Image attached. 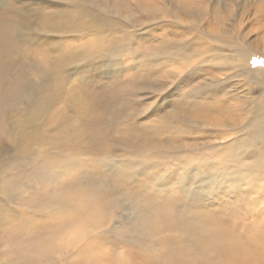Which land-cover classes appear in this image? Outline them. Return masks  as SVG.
I'll return each mask as SVG.
<instances>
[{"label": "rangeland", "instance_id": "1", "mask_svg": "<svg viewBox=\"0 0 264 264\" xmlns=\"http://www.w3.org/2000/svg\"><path fill=\"white\" fill-rule=\"evenodd\" d=\"M61 10L72 30L42 31ZM24 29L33 41L19 40ZM0 33L13 39L16 64L0 71V264H144L154 244L161 251L175 242L185 253L190 211L235 203L241 183L227 180L215 194L197 182L212 181L215 169L228 175L224 134L232 125L197 112L264 92V0H2ZM64 49H79L84 60L71 59L57 80L33 75ZM32 99L43 105L38 136L11 148V116ZM234 112L243 116L241 107ZM64 199L102 208L69 224ZM156 204L172 216L153 212ZM157 220L175 234L158 231Z\"/></svg>", "mask_w": 264, "mask_h": 264}, {"label": "bare ground", "instance_id": "2", "mask_svg": "<svg viewBox=\"0 0 264 264\" xmlns=\"http://www.w3.org/2000/svg\"><path fill=\"white\" fill-rule=\"evenodd\" d=\"M1 2H2V0H0V3ZM80 11H81V9H80ZM261 12H259V13L261 14ZM54 13H51L52 17H51L50 21L42 26V28H41L42 31H44L46 33L63 32V34H65L64 33L65 31H62V30H72V25L68 24L69 17H67L66 19L62 18V16L64 14H67V12L65 10L58 11V13H55L56 15ZM75 16H76V14H73L72 17H75ZM87 21L90 22L91 20H87ZM27 22L30 23L28 20H27ZM73 22L76 23L78 21H75L73 19ZM94 24L96 25V23H94ZM94 24L92 21L91 25L93 28H94ZM39 26H40V23H39ZM31 31H32L31 29L29 31L24 29L25 33L20 34L19 40H21L22 42L23 41L24 42L33 41V39H34V36H32L33 31L32 32ZM29 33H32L31 36L28 35ZM0 38H1L0 41L3 42L2 44H0V71L4 72L6 70H10L12 68V65L15 64L14 59L12 58V60H10V58L8 57V53H9L8 50H9V48H11V46L13 44V41H12L13 39L9 37L8 33H4V34L0 33ZM12 48H13V46H12ZM17 50H19V49H17ZM60 50H54V54L50 55V57L47 61V64H46L48 68H46L44 66L46 68V71H43L41 68H36L35 71L33 72V75L35 77L38 76L41 78V76H42L43 78L44 77L48 78V79L51 78L53 80L54 77L60 76L58 74L62 73L63 69L65 68L64 65H67L66 63L70 62L71 59L74 58V59L83 61L84 58L82 56L86 55V54H78L79 49H70V50L64 49V50H62V51H65L67 55L64 53H60ZM16 52H18V51H16ZM232 55H234V54H232ZM233 58H235V57H233ZM236 58H238V57H236ZM224 60H225V58H224ZM224 60H221V61L224 62ZM228 61H230V60H228ZM233 61H234V59H233ZM222 62L219 64L223 65ZM235 62L233 64H235ZM15 65L13 67H15ZM222 67H224V66H222ZM45 68H43V69H45ZM230 68L231 67L229 66L228 69L230 70ZM237 73H238V71H237ZM237 75H239V74H237ZM247 77H249V76H246V78ZM56 78H54V79H56ZM225 78H226V76H225ZM205 83H207V82H205ZM47 86H48L47 83H45L44 88L46 90H49L50 87H47ZM236 89L237 88H235V91H236ZM227 92L230 93V91H227ZM247 93H249V92H247ZM243 94H242V96H245L246 92H245V95H243ZM239 98L241 99L242 102L239 101L238 105H233V106H230L229 108H227L225 106H220V105L216 104L215 102H213L211 104L210 103L209 104L204 103L205 105L202 106V109L197 108V109L201 110V112H197V113H201V116L208 115L209 118L213 115H214V117L220 116L222 119H224V118L227 119V120L224 119V120H226V122L224 124H221V125H226V126L228 124L232 125V126H229L227 128V133L224 134V137H225V139L228 140V142H229V140H231V142H229L227 144L228 146L224 145V148H225L224 150H228V151H225V154H226L227 159L229 160V166L231 165V167L226 170V173H228V175H224L225 176L224 177L221 174V173H223V171L219 174L218 173L219 171L216 172V169H215V172L211 176L212 181H209V179H211V178L207 179L204 176H197V182L198 183L208 182V187H209L210 191H215V194L217 193L216 191L218 189H219V191H221L222 188H224V186H225L224 182L227 180H232L234 183H237V184L241 183L240 186L236 187V191L238 192V197L235 196L236 197L235 203L233 204L231 202L232 206L226 207L225 212L223 211V209L211 211L207 208H205V209L199 208L198 210L190 211L191 213L189 215H192V216H190L191 218L186 219L184 221L185 222L184 224L187 227L185 232L188 234L187 244H186V247L184 250L185 253L182 252L179 245L175 242L172 243L171 248H169L168 243H165V245H164L165 247L161 251L156 249L154 246L157 247V245L154 244L151 246V249H153L157 253L156 254L150 253L147 256V258L145 259L144 264H151V263H149L148 260H150V262H151V260L155 259L156 257L158 258L157 264H264V92L261 94V96L255 97V98H251L250 96L247 98H245V97H239ZM248 98H250V100ZM30 99H31V97H30ZM34 99L30 100V103L28 104V106L20 107L19 112L16 113V116H15V114H14V117L11 116L12 120H11V123L8 127L13 132L12 134L10 132L11 138L9 139L10 141L8 140L9 146L11 148H13V145H15V147L17 149L21 148L22 150H24L23 148L25 146H30L31 142L33 140H35L38 136L39 128H40L39 123H41V116L43 115V112L41 111L43 108V105H42V102L38 103ZM222 99H225V97ZM256 100H259V101L256 102ZM239 105H242V106H240L241 111L243 112V116L241 118L236 117L237 113L235 115V112H234L235 109H240V107H238ZM181 109H182V106H180V110ZM189 113H192V111H189L186 114L189 115ZM9 121H10V119H9ZM194 123H197V122H194ZM203 124H205V122ZM207 124L209 125V128L218 130L219 125H216L214 122L211 123V121H208ZM12 128H16L17 131L15 132ZM220 129H222V128H220ZM4 131H6V130H4ZM60 143H62V142H60ZM63 143H65V142L63 141ZM0 150H1L0 152L3 151L2 149H0ZM226 157H224V158H226ZM101 158H102V156H101ZM219 161H221V160H219ZM220 165L223 166L222 164H220ZM217 170H218V168H217ZM178 179H180V178H178ZM107 184H105V183L104 184H101V183L98 184L97 183V186L99 185L102 189H104V190L106 189L107 191H109V187L111 188V185L109 186ZM182 185H184V184H182ZM178 186H179V184H178ZM226 187L229 191L230 190L229 187L228 186H226ZM181 192L185 195L188 194V190H185L183 188H181ZM54 197H55V195H54ZM212 197H215V196H212ZM77 199H69V200L64 199V200H68V201H63V203L61 204V206H63V208H64L63 211H65V212L69 211V210L73 211L71 214L69 213V217H68L69 218V224H70V221L74 224H78L80 222L86 223V220L84 218L85 213H87V212L89 213V212L93 211V214H89V215H92L90 218V219H92L95 215L98 214V212L96 213V211H100V208H102V207H100V205H98V203L96 204L98 207L95 206V208H94L93 206H89L92 201H88V200L86 201L85 200L86 202H83V201L77 200ZM226 199H228V198H226ZM223 201H222V204L224 205L225 202L223 203ZM93 204H95V203H93ZM222 204H220V205H222ZM227 204H228V202H227ZM96 207H97V209H96ZM220 207H223V206H220ZM93 208H94V210H93ZM148 209H150V211L152 209H154L153 212L157 211L159 213L166 210V211H168V214H170V216H172V211H171V208L168 204L163 205L162 207L160 204H156L155 206H153L152 209L151 208H148ZM227 210L229 211L228 214H226ZM147 214H149V213L147 212ZM149 215H151V214H149ZM87 216H88V214H87ZM145 216L146 215H144V217ZM159 217H162V216H159ZM147 218L150 220V217H147ZM142 219H144V218H142ZM159 219L161 220V218H159ZM95 221H96V219H95ZM169 221L171 222V220H169ZM194 221H195V223H194ZM157 222L160 223V221H158V220H157ZM163 222H162V224L161 223L159 224L160 227H158L159 228L158 231H160V229H162V230L165 229ZM155 223H156V221H155ZM161 225L164 228H161ZM88 226L89 225L84 224L83 228H81V227L77 228L76 227L77 229L73 228L72 230H77V231L82 230L83 231ZM169 227H171V226H169ZM169 227L167 226L168 229H169ZM147 228H148V226H147ZM167 228L165 229V231H167ZM172 229L174 230L175 227ZM152 230L153 229H150V227H149L148 231L150 232V234H152V232H151ZM169 230L172 231V232H169L171 234H173V232L176 231V230H174V231L171 230V228ZM148 231L145 232V234H147L146 236L149 237L150 239L154 238L152 236L150 237V234ZM155 231H157V230H155ZM158 233H157V235H158ZM164 234H165V232H164ZM157 235H153V236H157ZM160 253H162V256H165V257L161 258Z\"/></svg>", "mask_w": 264, "mask_h": 264}]
</instances>
